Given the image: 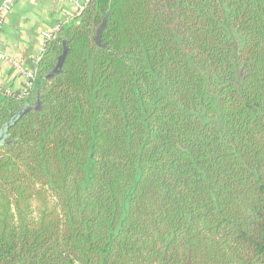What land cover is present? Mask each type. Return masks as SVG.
<instances>
[{
  "label": "trees",
  "instance_id": "1",
  "mask_svg": "<svg viewBox=\"0 0 264 264\" xmlns=\"http://www.w3.org/2000/svg\"><path fill=\"white\" fill-rule=\"evenodd\" d=\"M34 71L0 264H264V0H90Z\"/></svg>",
  "mask_w": 264,
  "mask_h": 264
},
{
  "label": "crops",
  "instance_id": "2",
  "mask_svg": "<svg viewBox=\"0 0 264 264\" xmlns=\"http://www.w3.org/2000/svg\"><path fill=\"white\" fill-rule=\"evenodd\" d=\"M4 0H0V4ZM83 4L85 0H78ZM71 0H18L5 15L0 34V55L15 59L27 70H34L37 61V40L40 32L56 24L63 27L74 21ZM25 79L8 63L0 60V90L16 95Z\"/></svg>",
  "mask_w": 264,
  "mask_h": 264
},
{
  "label": "built area",
  "instance_id": "3",
  "mask_svg": "<svg viewBox=\"0 0 264 264\" xmlns=\"http://www.w3.org/2000/svg\"><path fill=\"white\" fill-rule=\"evenodd\" d=\"M17 1L18 0H4L0 4V34L2 32L5 15L12 10L13 6L16 4ZM89 1L90 0H85V2L83 4H81L78 2V0H71V2L74 5V8H75V12L73 15L74 20L78 19L81 16L84 8L89 3ZM62 27H63L62 24H56L52 28H50L49 30H44V31L40 32L38 40H37V55H36V61L37 62L41 59L42 55L46 51L48 44L57 38ZM0 60L4 61V62L8 63L10 66H12L13 69L16 70L18 72V74H20L25 79V84L21 88V90L18 94L14 95L11 92H9L8 90H6V91L0 90V94L5 95V96H11V97L13 96L17 100H23L24 98L27 97L28 92L30 91V89L33 86V82L35 80V71L34 70H32V71L27 70L21 63H19L15 59H8V58L0 55Z\"/></svg>",
  "mask_w": 264,
  "mask_h": 264
},
{
  "label": "water",
  "instance_id": "4",
  "mask_svg": "<svg viewBox=\"0 0 264 264\" xmlns=\"http://www.w3.org/2000/svg\"><path fill=\"white\" fill-rule=\"evenodd\" d=\"M103 29V25L97 30L96 32V35L94 37V43L99 46V47H104L102 44H101V40H100V33H101V30Z\"/></svg>",
  "mask_w": 264,
  "mask_h": 264
}]
</instances>
